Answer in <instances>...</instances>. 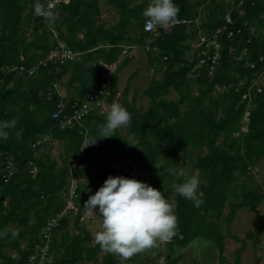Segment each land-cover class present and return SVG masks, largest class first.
Returning <instances> with one entry per match:
<instances>
[{"label":"trees","instance_id":"1","mask_svg":"<svg viewBox=\"0 0 264 264\" xmlns=\"http://www.w3.org/2000/svg\"><path fill=\"white\" fill-rule=\"evenodd\" d=\"M101 1L70 0L68 5H59L46 24L36 14V8L45 11L47 0H0V121H16V127L7 130L9 138L0 139L1 160L11 161L16 170L6 185V168L0 166V264H24L39 242L46 222L64 210L70 159L78 163L75 177L81 181V193L83 185L95 189V194L109 176H115L113 165L131 162L125 177L130 178L133 166L139 165L148 175L146 183L163 191L172 201L176 194L173 185L184 179L178 173L186 170L180 154L185 159L191 154V147L197 153L193 172L198 171L202 181L199 192L203 203L196 208L176 194L178 228L171 239V249H186L202 238L215 244L221 264H230L224 255L225 241L231 235L234 217L238 211L256 209L264 201L261 186L249 188L241 201L230 202V212L224 216L232 188L241 178L253 180L252 168L264 159V87L253 86L259 75L264 78V0L244 3L240 8L242 16L240 11L234 12L237 26L247 21L257 27L259 36L247 44V32L233 40L224 35L222 60L213 75L206 67H198L196 50L190 59L191 41L197 42L200 31L221 29L230 8L238 6L241 0H175L179 24L169 30L160 28L151 44L159 49V56L168 65L162 79L154 80L145 92L151 106L141 112L126 98L123 101L131 116L126 127L132 140L121 138L117 130L113 137L104 138L99 127L106 122V115H93L84 124L91 126V142L97 141L79 159L85 128H62L59 120L53 118L58 104L63 101L70 109L76 99L84 100L96 93L105 82L107 71L101 63L117 64L124 51L122 44L132 35H137L133 42L140 45H146L151 36L144 33L142 15L148 0L133 6L130 0H107L119 14V21L111 27L101 21ZM199 17L202 24L197 25ZM26 20L34 25L29 35ZM60 43L82 53L81 57L64 66L48 63L33 78L11 72L13 68L36 65ZM126 61L118 66L111 84L110 105L117 96V73ZM191 75L197 77V96L192 95ZM56 84L67 90L62 100L55 90ZM217 88L225 91L216 96ZM170 90L178 93L177 101L165 97ZM185 104L188 110L183 113ZM21 129L22 137L17 139L16 132ZM43 136L68 143L71 154L64 158L62 167L50 153L37 154L47 144L33 151L32 145ZM93 160L98 162L95 173ZM30 161L37 166L36 177L30 174ZM173 171L177 174L173 175ZM85 203L82 201L80 211L64 221L58 231H64L60 240L57 241L58 236L53 238V252L56 245L58 255L51 264H121L118 256L107 252L99 259L104 251L81 222ZM221 219L228 226V234L221 230ZM71 221L80 233L70 234ZM10 227H16L17 233ZM22 240H27L26 246L22 247ZM245 247L243 242L240 251ZM6 249L16 252L18 257L13 258ZM240 251L234 264H240ZM181 260V256L173 258L171 252L167 264ZM255 264H260V260Z\"/></svg>","mask_w":264,"mask_h":264},{"label":"rangeland","instance_id":"2","mask_svg":"<svg viewBox=\"0 0 264 264\" xmlns=\"http://www.w3.org/2000/svg\"><path fill=\"white\" fill-rule=\"evenodd\" d=\"M132 5L139 4L143 0H130ZM104 2V1H103ZM106 3V0H105ZM108 10V9H107ZM28 10L24 13L25 15L28 14ZM105 12V11H104ZM107 12V11H106ZM110 12V13H109ZM106 13V18H101V21L107 24V26H111L114 23L119 21V14L117 12L109 11ZM203 19V18H202ZM202 24V20L200 22ZM199 24V25H200ZM25 26L27 29V34H32L34 30V25L30 24L26 20ZM154 38L152 36L148 37L147 42H150ZM196 41H191V52H189L190 59L193 58L194 54V46ZM129 43H125V50L128 51L130 47L128 46ZM143 46V45H142ZM143 50L139 53L138 56H133L132 60L134 62H129L128 59L122 69L117 73V82L115 86V92L117 96L114 102L120 103L123 107V101L126 100L133 104L138 110L141 112H146L149 107L151 106V100L148 96H146L145 92L150 87L154 80H161L163 75L165 74L168 65L166 60L162 59L159 56V53L156 52H149L147 49L140 47ZM129 55V52H127ZM126 55V56H127ZM121 57H125L122 53ZM125 61V59H124ZM123 60L119 61L121 63H117V66H120ZM118 68V67H117ZM198 68V67H197ZM191 90L192 95H198V88L195 83L196 75H191ZM68 77L65 78L67 80ZM258 85L259 88L264 87V78L259 75V77L255 80L254 85ZM225 89L217 88V92L215 95H219L223 93ZM125 92H127L125 94ZM249 95V94H248ZM169 101H177L179 99V95L174 90H170V92L165 96ZM113 102V103H114ZM110 103L108 111L110 110ZM188 105L185 104L182 106V112L185 113L188 110ZM249 108L251 106L249 105ZM107 111V112H108ZM104 115H107L104 114ZM247 116V113H246ZM85 134L88 136V139H92L91 135V126H85ZM121 138L132 140V138L127 133V127L123 126L117 129ZM50 137V136H49ZM205 152L206 150L203 149ZM191 154L188 155L185 159L183 158V154H180V162L181 164L185 165V168L189 174L193 173L194 165L197 159V153L195 150L190 148ZM50 153L52 157L58 162V166L62 167L64 158L71 154L70 147L68 143L60 140L53 139L50 137L49 142L46 146H43L42 149L37 153L38 155H43ZM74 161L72 159L69 160L68 165L72 167L74 165ZM97 161H92L93 166V173L97 171L96 165ZM118 165V166H117ZM78 166V163H77ZM115 168V176H124L132 167L131 162H126L124 164H116L113 165ZM198 172V171H196ZM199 173V172H198ZM251 176L252 179L248 178H241L236 185L232 188L229 194V203L224 211V216H227L230 212V202H239L243 198L244 192L249 190V188L255 189L257 186H261L264 192V159L259 161L256 167L252 168ZM130 178H135L142 182L148 180V175L146 172L139 165L133 166V172ZM83 184V183H82ZM82 200L85 202L88 200L89 196L93 194L94 190L91 187H86L82 185ZM66 194V193H65ZM175 197L176 194L172 198V203L175 204ZM98 210V206H97ZM89 223V231L91 232L92 236L94 237V233L100 230L101 220L95 216L88 217ZM95 220V222H94ZM219 224L221 230L224 234H228V226L226 222L221 219L219 220ZM91 225V226H90ZM9 230L17 233L16 227H10ZM68 231L71 235H75L80 233V231L75 227L73 221L70 222ZM231 235L228 234L226 239V250H225V257L230 264H234L237 258V253L240 251L243 242H245L246 247L240 251V264H255L257 259L260 260V264H264V201L263 203L258 206L256 209H242L237 212L236 216L234 217L232 224L230 226ZM64 231L58 232L56 236H58V240H60L61 236L63 235ZM171 240L166 242H157V244L152 247L151 249L145 250L142 253L130 258L129 260L125 261L124 264H145V263H157V264H167L168 256L172 252L173 258L182 257V260L178 264H221L219 260V251L214 243L209 242L205 239L199 238L196 239L191 245L186 249H181L175 247L173 250L171 249ZM21 245L26 246L27 240H22ZM56 248V245H55ZM54 248L53 258L55 254H57ZM8 254L12 257L17 256V253L11 250H5ZM62 253V251L60 252ZM106 252H101L99 254V259L101 260ZM53 262V259H52ZM86 264H93L92 262H88ZM98 264H102L99 262Z\"/></svg>","mask_w":264,"mask_h":264},{"label":"clouds","instance_id":"3","mask_svg":"<svg viewBox=\"0 0 264 264\" xmlns=\"http://www.w3.org/2000/svg\"><path fill=\"white\" fill-rule=\"evenodd\" d=\"M36 14H42L40 7L36 8ZM178 14L175 0H150L142 13L146 28L164 30L176 23ZM130 119L128 110L114 102L99 132L104 138L113 137L112 134L126 126ZM15 127V120L0 121V139L7 140V130ZM22 133V129L16 132L17 139L22 137ZM172 174L177 173L173 171ZM178 174L184 179L173 185L175 193L199 208L203 203L199 192L202 183L199 173L189 174L187 170H181ZM83 207L85 215L101 220L100 230L94 233V242L102 251L118 256L121 264L151 249L157 242L170 241L178 228L176 205L164 196L163 191L135 178L109 176L103 186L89 196Z\"/></svg>","mask_w":264,"mask_h":264},{"label":"built area","instance_id":"4","mask_svg":"<svg viewBox=\"0 0 264 264\" xmlns=\"http://www.w3.org/2000/svg\"><path fill=\"white\" fill-rule=\"evenodd\" d=\"M150 3V0H148ZM247 1H252L254 4V0H241L239 5L236 7H231L229 13L226 15L224 20V26L221 29L207 32H199L198 40L195 43L194 49L198 52L199 63L198 67H206L209 71L210 75H213L217 68L220 66V62L222 60V52L224 50L222 37L225 35L228 40H233L237 36H243L247 32L248 40L247 44L251 43L255 38L259 36V31L257 27L247 21H244L243 25L237 26L236 20L234 19V12L240 11V8ZM230 2V0H228ZM70 0H47L46 9L42 11L41 15H38L39 18H42L44 22H47L48 18L54 16L55 10L61 4L68 5ZM202 9L200 10V12ZM241 16L244 14L242 11ZM201 22V18L199 17L195 23L199 25ZM184 23H187L184 21ZM47 24V23H46ZM175 24H179L176 21ZM174 24V25H175ZM172 27V26H171ZM170 27V28H171ZM169 28V29H170ZM159 27L154 28H146V22L144 25V33L151 34L153 38L159 35L158 30ZM167 29V30H169ZM55 37L57 34L55 33ZM153 40L147 42L144 45V49H147L149 52L159 53V49L157 47H152ZM132 50L139 49V46H133ZM247 49H245L243 54H246ZM127 54V51L124 52ZM82 53L76 52L70 49L65 43H60V46L57 49L51 51L44 59L40 60L36 65L32 67H19L11 69V72H16L18 75L33 78L37 74V71L40 67L46 66L48 63L58 64V65H67L68 63L75 61L80 58ZM102 67H104L107 71L105 73V82L101 85L98 91L92 95H89L86 99H76L72 107L69 109L65 102L61 101L57 106V111L54 113L53 118L59 120L60 126L62 128H73L76 125L85 128V121L87 118L93 115H104L107 113L109 108V100L112 97L111 92V84L114 80V76L117 71V65L114 64L112 66L101 63ZM31 73V74H30ZM55 90L58 92L61 100L64 96L60 93L59 84L55 85ZM249 97L246 95L244 99ZM249 113H247L248 115ZM86 130V128H85ZM50 140L49 136H43L38 142L32 145V149L36 152L41 146L47 144ZM91 140L88 139V136L85 134V138L83 140L80 158H84L86 156L87 151L89 150V145L85 148ZM85 148V149H84ZM5 166L6 173L3 176V181L7 185L9 184L12 177L15 175L16 170L13 163L9 160L3 161L0 156V166ZM28 168L30 174L33 177H36L38 173L37 166L33 161L28 163ZM77 172V162L70 168V177H69V185L67 187V192L65 194V208L61 213L55 214L52 216L44 225L43 230L41 232L39 242L35 245V248L32 254L27 258L24 264H51L53 259V238L56 236L57 232L62 227L64 221L67 218H72L76 215L81 208L82 205V193H81V181L75 177ZM89 216L84 215L81 219V222H84L86 227L89 229ZM95 222V220H94ZM91 226V225H90ZM18 256H13V258H17Z\"/></svg>","mask_w":264,"mask_h":264},{"label":"crops","instance_id":"5","mask_svg":"<svg viewBox=\"0 0 264 264\" xmlns=\"http://www.w3.org/2000/svg\"><path fill=\"white\" fill-rule=\"evenodd\" d=\"M104 1V2H103ZM138 4V3H137ZM135 5V4H134ZM133 6V5H132ZM100 7H101V11H102V16H101V18H106L107 17V15H106V13L107 12H109V11H113V12H116V14H117V9L113 6V5H111V4H109L108 2H107V0H106V3H105V0H102L101 1V3H100ZM108 9V10H107ZM105 11V12H104ZM107 11V12H106ZM110 13V12H109ZM104 23V22H103ZM114 24H116V23H114ZM114 24H112L111 26H113ZM106 26H107V24H106ZM111 26H109V27H111ZM108 27V26H107ZM137 38V35H132V39H129L128 41H125L123 44H122V48H123V54H124V52H126L127 50H125L126 48H125V43H129L130 45H128V46H139V49H137V50H132L131 48L132 47H130L129 49H128V51L127 52H129V55H127V54H124L125 55V57H120V60L122 61H124V59H125V61L126 60H130L129 62H134L135 60H132L133 59V56H138L139 55V53L143 50L142 48H140V47H144V45L142 46V45H140V44H138V43H135V42H133V40L134 39H136ZM127 55V56H126ZM119 60V61H120ZM119 63H121V62H119ZM118 67V66H117ZM59 89H60V93L64 96V97H66L67 96V90L65 89V87H63V86H61V85H59ZM120 165V164H119ZM118 166V165H117Z\"/></svg>","mask_w":264,"mask_h":264}]
</instances>
